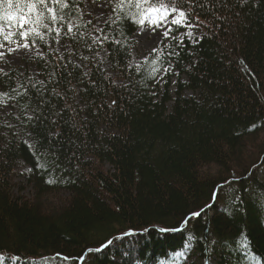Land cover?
I'll use <instances>...</instances> for the list:
<instances>
[{
  "label": "trees",
  "instance_id": "obj_1",
  "mask_svg": "<svg viewBox=\"0 0 264 264\" xmlns=\"http://www.w3.org/2000/svg\"><path fill=\"white\" fill-rule=\"evenodd\" d=\"M82 5L64 49L0 72L4 264H264V0H178L197 37L137 63V9L98 27Z\"/></svg>",
  "mask_w": 264,
  "mask_h": 264
},
{
  "label": "snow or ice",
  "instance_id": "obj_2",
  "mask_svg": "<svg viewBox=\"0 0 264 264\" xmlns=\"http://www.w3.org/2000/svg\"><path fill=\"white\" fill-rule=\"evenodd\" d=\"M78 2L79 0H0V49H5L6 44L15 45V47L0 51V60H3L6 54H11L21 48L35 47L37 40L45 41L46 33L55 32L56 36L59 37L61 29L55 27L58 23L66 25L64 35L72 34L74 25L66 22L65 17L70 16L73 11L71 5ZM177 2L178 0H114L115 7L113 11L123 12L125 5L134 6L137 11L132 15V20L141 27L147 24L149 27L159 28L167 21L169 16H173L170 21L171 24L183 26L187 23L188 14L176 7ZM75 11H79V9H75ZM88 23H91V21H88ZM189 26L192 27L193 25ZM75 27H79V25ZM41 29H45L46 33L42 32ZM171 31L170 28L165 31L163 33L164 37L167 38ZM188 35L190 36L191 33H188ZM104 39L106 40L107 36ZM29 40H31V44H29ZM93 40L96 42L97 38H93ZM56 42L59 43L58 40ZM153 51L155 52L157 49ZM159 70L157 67L153 69V72ZM164 71L167 72L168 70L165 69ZM7 99H9L8 93H0V105H3ZM52 182L49 181V183ZM215 199L216 193L213 194V200ZM200 215V212L191 214L182 222L181 227L175 229V231H181L190 219ZM124 235L131 236L133 233L129 232ZM111 243L110 240L102 247L107 248ZM95 251H101V249ZM12 259L18 260L19 258ZM52 259L54 260L55 257ZM4 260L5 257L0 256V264H4Z\"/></svg>",
  "mask_w": 264,
  "mask_h": 264
},
{
  "label": "rangeland",
  "instance_id": "obj_3",
  "mask_svg": "<svg viewBox=\"0 0 264 264\" xmlns=\"http://www.w3.org/2000/svg\"><path fill=\"white\" fill-rule=\"evenodd\" d=\"M108 9V0H83V5L79 9V15L80 16H92L95 20L96 25L99 27L102 21L104 20L106 13ZM175 15V14H173ZM173 19V16H169L167 18V21H165L164 24H162L159 28L156 27H149L147 24H145L143 27L139 26L137 31L134 33V39L136 41V47L133 50V63H137L141 59H143L148 51L154 50L158 48L161 43L168 39L170 34L167 38L164 37L163 33L167 31L169 28L174 26L175 24H171L170 21ZM186 23L183 26H180L181 29L176 34L175 38L178 41L188 40L190 42H193L195 38L197 37L198 33L196 32L195 28L192 26L190 27ZM55 27L59 28L57 25ZM42 32L46 33L45 29H41ZM188 33H191L189 36ZM46 40L50 46L55 47L57 50L64 49L65 45L63 42L60 41V36L57 37L55 32H52L50 34L46 33ZM59 41L57 43L56 41ZM29 44H31V40L28 41ZM23 43V42H21ZM15 47V45L6 44L5 49ZM5 49H0V51H5ZM43 53V50L41 47L37 44L35 47H30L29 49H23L13 52L11 54H6L3 60H0V70L5 71L10 66H24L25 62L24 60L27 57H30L33 54H41ZM29 67H31V64H29ZM173 82L175 78L173 77L171 79ZM171 88V90H173ZM6 110V108H5ZM3 112V111H2ZM261 138V137H260ZM262 171H264V166L262 167ZM22 179L16 178V182L20 183L18 188H21L22 191H18L23 196H31L30 188L27 186L25 181H21ZM18 186V185H17ZM18 190V189H17ZM66 197V194H57L55 197H53L54 203L58 204V202L64 201ZM238 246H236V249H243V244L238 243ZM215 258L211 257L209 262L214 264ZM161 264H207L206 258H202L199 256L197 252H194L193 250H185L180 253L174 254L172 258L167 262H161ZM261 264V263H257Z\"/></svg>",
  "mask_w": 264,
  "mask_h": 264
}]
</instances>
